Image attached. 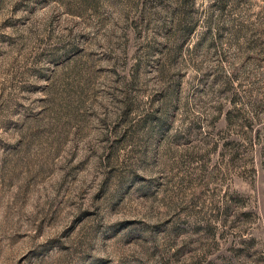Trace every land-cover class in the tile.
<instances>
[{
    "label": "rangeland",
    "instance_id": "obj_1",
    "mask_svg": "<svg viewBox=\"0 0 264 264\" xmlns=\"http://www.w3.org/2000/svg\"><path fill=\"white\" fill-rule=\"evenodd\" d=\"M0 264H264V0H0Z\"/></svg>",
    "mask_w": 264,
    "mask_h": 264
}]
</instances>
